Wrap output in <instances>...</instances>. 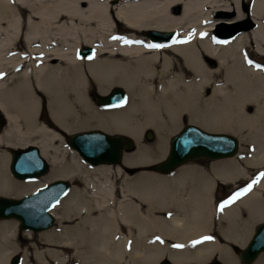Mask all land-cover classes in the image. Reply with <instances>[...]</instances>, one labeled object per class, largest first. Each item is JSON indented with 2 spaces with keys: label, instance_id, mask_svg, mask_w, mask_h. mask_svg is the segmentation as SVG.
<instances>
[{
  "label": "bare ground",
  "instance_id": "6f19581e",
  "mask_svg": "<svg viewBox=\"0 0 264 264\" xmlns=\"http://www.w3.org/2000/svg\"><path fill=\"white\" fill-rule=\"evenodd\" d=\"M221 13L220 22L248 18L250 24L218 31L212 21ZM70 20L80 27H64ZM122 25L126 32L120 36ZM169 31L174 32L170 43L162 34ZM84 44L94 52L82 59L76 50ZM251 48L264 55V0H0V195L21 196L60 178L79 177L85 185H72L63 206L59 202L65 195L50 209L60 227L38 235L60 247L40 251L35 246L38 264L70 263L68 248L81 264H157L163 257L173 264H204L212 256L241 264L233 244L243 246L254 224L264 222V127L259 121L264 119V63L250 57ZM91 83L105 95L121 86L128 101L99 108L88 96ZM252 104L260 105L255 114L249 113ZM42 106L54 128L41 121ZM185 115L206 130L241 134L246 145L237 155L217 158L209 169L185 163L169 174L147 168L130 174L129 167H148L167 152L162 143L144 144L143 130L152 127L162 137L177 130ZM90 127L128 134L137 149L123 152L121 166L87 161L90 165L75 150L67 158V147L58 144H67L61 133ZM187 136L213 150L227 145L203 140L194 131ZM29 144L39 147L49 174L16 180L10 149ZM220 182L246 184L236 185L242 193L238 198L217 205ZM55 187L30 198L35 215L25 214L26 225L47 220L40 210L49 205ZM76 219L74 225L63 224ZM20 224L17 218H0V264H11L20 237L33 240L32 229ZM258 239L264 240V231ZM82 246L93 253L78 255ZM261 254L254 264H264ZM28 257L23 253L20 264Z\"/></svg>",
  "mask_w": 264,
  "mask_h": 264
},
{
  "label": "water",
  "instance_id": "95a60500",
  "mask_svg": "<svg viewBox=\"0 0 264 264\" xmlns=\"http://www.w3.org/2000/svg\"><path fill=\"white\" fill-rule=\"evenodd\" d=\"M235 28L241 27L240 23ZM233 28L228 33L235 30ZM151 33H155L151 31ZM173 31L162 33L164 38H168L167 42L172 40ZM169 36H171L169 38ZM94 52V48L90 45L84 44L79 47L77 53L81 56H90ZM111 90V91H110ZM107 95L93 93L94 100L97 104L103 106H114L123 103L126 100V90L121 86H115L111 88ZM0 121H3V117L0 115ZM194 131L203 140L216 139L227 143L225 146L218 145L215 149H209L205 147V144H201L198 140H190L187 136L188 132ZM147 137H151L153 134L151 130L146 132ZM66 140L69 146L79 152L83 159L89 161L92 164L101 162L106 163H118L122 159L123 152L125 150L134 149L135 142L131 136L124 133H109L100 128H89L73 131L66 135ZM195 142V143H194ZM209 142V141H208ZM176 143L180 144L183 150L176 149ZM238 138L228 132L210 131L202 128L197 124L187 123L183 125L178 132L172 134L169 138V146L166 155L156 162L148 166L147 169L159 173H170L175 170L179 165L200 158L217 159L235 154L238 150ZM209 146V145H208ZM33 159L34 163H28L27 159ZM24 162V163H23ZM30 164V165H29ZM9 167L11 173L20 179L35 178L45 174L49 170V162L41 154L40 149L35 144H29L25 147L13 148L11 150V158ZM56 185L52 190V194L47 198L50 200L49 205L41 208L43 214L46 215V219L42 224H27L25 221V214L35 215L31 211L30 198L39 194L43 190H48ZM71 187V182L67 178H60L57 180L49 181L36 190L22 194L21 196H5L0 195V218H17L21 221L20 228L32 229L33 231H39L51 227L55 222L54 215L50 212V209L60 199V197L66 193ZM54 194V195H53ZM48 195V194H47ZM53 195V196H52ZM52 198V199H51ZM42 202L46 203L48 200ZM42 204V205H43ZM33 213V214H32ZM30 220H33L31 218ZM264 231V222L256 224L254 230L245 244L236 249L240 262L243 264L252 263L257 256L264 251V240L257 238ZM19 256L16 254L11 259V264H18ZM158 264H173L167 258H161ZM209 264H221L217 259L212 260Z\"/></svg>",
  "mask_w": 264,
  "mask_h": 264
},
{
  "label": "rangeland",
  "instance_id": "374dc122",
  "mask_svg": "<svg viewBox=\"0 0 264 264\" xmlns=\"http://www.w3.org/2000/svg\"><path fill=\"white\" fill-rule=\"evenodd\" d=\"M111 2L112 3H115V2H117V0H111ZM180 9H181V7H180V4L179 5H177V6H174L173 7V12L175 13V14H178L179 12H180ZM224 14V13H223ZM234 13H232V12H229L228 14H226L227 16H229L230 18H231V20L233 21H235L237 18L233 15ZM220 15H222V13L221 14H218L217 15V19H214L213 21H212V24H214L213 26L214 27H217L218 28V31L220 30V31H222V32H224V31H230V30H232L233 28H235L238 24L237 23H240V25H242V27H244V26H246L248 23L250 24V19H248V18H244V19H240V20H238V22H236V23H233V24H227V23H224V22H220L221 21V18L219 17ZM215 18H216V16H215ZM233 25V26H232ZM75 26H78V27H80V25H76V22L74 21V22H72L71 20L68 22V23H65L64 24V27H75ZM90 27V26H89ZM125 26L124 25H122L119 29H120V36H122V35H124L125 34ZM78 33V32H77ZM80 36H83V35H80ZM84 37V36H83ZM82 45H80L79 47H81ZM253 48V47H252ZM251 48V50H250V57L252 58V59H255V60H257V61H259V62H261V63H264V55H262V54H258L255 50H253ZM76 53H77V50H76ZM82 59H85L84 58V56H82L81 57ZM115 87V86H114ZM93 93H98L99 94V92H98V90H97V88H96V85L94 84V83H91L90 84V87H89V89H88V96H90V98L92 99V101L96 104V106L97 107H99V108H101V107H108V106H99V104H97L96 103V101L94 100V97H93ZM126 93H128L127 91H126ZM127 96V95H126ZM126 100L128 101V98L126 97ZM125 100V101H126ZM124 101V102H125ZM126 101V102H127ZM123 102V103H124ZM119 105V104H118ZM122 106V105H121ZM252 106V108L251 109H249V113H251V114H255L256 112H258V110H259V108H260V105L259 104H252L251 105ZM117 107H119V106H117ZM264 107V106H263ZM113 108V107H112ZM40 114L42 115V117L43 118H40L41 119V121L42 122H45V123H47L48 125H50L51 127H53L54 128V124L52 123V121H51V119L48 117L49 116V112H48V110H47V108L45 107V106H42L41 107V111H40ZM1 115V117H3V115L2 114H0ZM259 121L262 123V127H264V119H259ZM4 122V118H3V121L1 122L0 121V124H4L3 123ZM187 123H190L189 122V118H188V116L187 115H185L183 118H181L180 119V125H179V127H178V129L177 130H175L174 132H167L166 134H164V136H159V134L156 132V130L154 129V128H152V127H146L144 130H143V132H142V135H141V140H142V142L144 143V144H146V145H150V146H152V147H156L158 144H163L164 146H165V148H166V150L168 151V146H169V138H170V136L172 135V134H174V133H176L183 125H185V124H187ZM90 128H97V127H90ZM84 129H89V128H84ZM56 130L57 131H59L60 133H61V131L58 129V128H56ZM79 130H81V129H79ZM148 130H151V132H152V136L151 137H147V135H146V132L148 131ZM77 131V130H76ZM222 132H228V133H231V134H233V135H235L236 137H238V140H240L239 141V145H238V150H239V152H240V150H241V147H242V145H246V144H242V141H241V134H237V133H233V132H230V131H222ZM71 133V132H70ZM62 135H64L65 136V140H66V135L68 134H65V133H61ZM243 134H247V131H244V133ZM134 140V139H133ZM134 142H135V146H134V149L136 148L137 149V143H136V141L134 140ZM66 143H67V140H66ZM58 144H60V146H62V147H67V151H66V155H67V158H71L73 155H74V152H73V150H75L74 148H72L71 146H69V144L67 143V144H63V143H61V142H58ZM240 148V149H239ZM248 148H250V146H248ZM134 149H132V150H134ZM135 149V150H136ZM132 150H125L124 152H125V154L126 153H130V152H133ZM134 150V151H135ZM238 150H237V152H238ZM10 151H11V149H10ZM76 152H77V150H75ZM128 151V152H127ZM236 152V153H237ZM238 152V153H239ZM78 153V152H77ZM167 153V152H166ZM235 153V154H236ZM237 153V154H238ZM73 154V155H72ZM79 154V153H78ZM236 154V155H237ZM234 155V154H233ZM232 156V155H231ZM223 158H225V159H227L226 157H223ZM83 159V158H82ZM220 160H224V159H221V158H219ZM220 160H216L215 159V161L213 160V159H207V158H200V159H198V160H196V161H188V162H186L187 164H191V163H196V164H198V165H203L206 169H209V168H211V166H212V164L214 163V162H216V161H220ZM123 161V160H122ZM86 163H88L87 161H86ZM88 164H90V163H88ZM91 165V164H90ZM111 165H119V166H121V161H119L118 163H112ZM49 166H50V164H49ZM146 168H148V167H146V166H143L142 164H140V165H134V166H131V167H129L127 170H128V172L130 173V174H135V173H141V172H149V171H147V170H145ZM49 170H50V167H49ZM48 170V171H49ZM140 170H143V171H140ZM48 171L46 172V173H48ZM11 172V171H10ZM45 173V174H46ZM12 174V173H11ZM49 174V173H48ZM47 174V175H48ZM159 174V173H158ZM161 174V173H160ZM12 176L16 179V180H20L19 178H17V177H15L13 174H12ZM46 176V175H45ZM39 178H42V177H44V174L43 175H40V176H38ZM38 177H35L36 179H39ZM35 178H31L32 180H36ZM67 179H69V178H67ZM32 180H27V179H21L20 181H32ZM70 181H71V187H72V185H73V187H72V189L74 188V187H79V188H85V185H84V183L81 181V179L79 178V177H77V179H75V180H72V179H69ZM239 184H243V185H245L246 183H225V182H220L219 184H217V186H216V189H215V195H214V197H216V198H218L220 201H223V198H226L227 197V195H231L232 194V196H231V198L229 199V200H227V201H225V202H222V203H220V202H217V205H219V204H223V203H226V202H229V201H231V200H233V198L235 197V195H236V193H237V191L235 190V188H236V185H239ZM71 189V190H72ZM71 190L61 199V201L59 202V203H61L62 202V205L61 206H63V202H64V199L67 197V196H71V194H70V192H71ZM218 201V200H217ZM59 203H58V205H59ZM60 209H62V208H60ZM60 209H57V210H55V213H57V212H59V210ZM54 210V209H53ZM54 213V214H55ZM55 216H56V214H55ZM12 220H14V219H12ZM15 221V220H14ZM76 222H77V219L74 221V222H71V223H69V222H64L63 224L64 225H74V224H76ZM256 224L257 223H255L254 224V226H253V228H252V231L254 230V227L256 226ZM51 227H53V228H56V227H60V224L58 223V220H57V217H56V219H55V222H54V224L51 226ZM51 227H49V228H51ZM210 230H215L214 228H210ZM40 231V230H39ZM39 231H32V233L33 234H35L34 235V238H33V240H28L26 237H20L19 239H18V242H19V244H20V248L18 249L19 250V252H16L15 254H18L19 256H20V259H21V257H22V255H23V253H27L28 254V261H27V264H38V262H37V259L35 258V251H36V249H35V246L37 247V249L38 250H46V249H48V248H59L60 246H58V245H51V244H47V243H43L42 242V240H41V238L39 237V235H38V233H39ZM23 232V231H22ZM216 233H218L216 230L214 231V233H212L213 235H217ZM81 235H78V237H77V235H76V237H75V240H79V237H80ZM88 239H90V244H92V243H94L95 242V240H94V238H93V236L90 234V236L88 237ZM164 240H168L167 238L165 239V238H163ZM222 242L223 243H228V242H226L225 240H222ZM230 244V243H229ZM232 247V246H231ZM73 250V251H72ZM80 251L78 252V255H85V254H88V253H93V250H90V246H88V247H86V246H82L80 249H79ZM64 251V250H63ZM232 251H233V254L236 256V258H237V260L240 262V259H239V257H238V255H237V253H236V251H235V249L234 248H232ZM74 249L73 248H68V250H65L64 251V253H65V256H67V257H69L70 258V263H67V264H81V262H80V260L78 261V260H76V259H74ZM263 254H264V252H262ZM261 254V253H260ZM259 254V255H260ZM262 255V254H261ZM260 255V256H261ZM259 256V257H260ZM11 258L12 257H10V259H9V263H10V261H11ZM212 258V257H211ZM210 258V259H211ZM258 258V257H257ZM256 258V259H257ZM46 259L49 261V262H53L52 260H51V258H50V256L47 254V252H46ZM209 259V260H210ZM258 260V259H257ZM256 260V261H257ZM255 261V260H254ZM253 261V262H254ZM255 261V262H256ZM221 262H222V264H225V262H223L222 260H221ZM252 262V263H253ZM254 262V263H255ZM241 264H243L242 262H240ZM251 263V264H252ZM253 263V264H254ZM204 264H207V262H205Z\"/></svg>",
  "mask_w": 264,
  "mask_h": 264
},
{
  "label": "snow or ice",
  "instance_id": "6c2138e0",
  "mask_svg": "<svg viewBox=\"0 0 264 264\" xmlns=\"http://www.w3.org/2000/svg\"><path fill=\"white\" fill-rule=\"evenodd\" d=\"M116 38L117 37H113V39H116ZM124 42L125 43H132V41H128V40H125ZM147 46L150 47V48H152V47H163L164 45L149 44ZM89 58H91V57H89ZM262 175H264V174H262ZM254 183H255V181H254ZM247 190H251V185H249V187H248V189H246V191ZM241 194L242 193H237L236 194V197H234L233 199L238 198L239 195H241ZM229 202H231V201H229ZM205 239H211V237H205ZM196 243H199V241H197ZM176 247H182V245H176Z\"/></svg>",
  "mask_w": 264,
  "mask_h": 264
},
{
  "label": "flooded vegetation",
  "instance_id": "af4514ba",
  "mask_svg": "<svg viewBox=\"0 0 264 264\" xmlns=\"http://www.w3.org/2000/svg\"><path fill=\"white\" fill-rule=\"evenodd\" d=\"M215 199H216V202H219V199L218 198H216V197H214ZM218 200V201H217ZM173 245H176V243H172ZM234 247H235V249H237V246L236 245H234ZM214 256H212V258H213ZM211 260V259H210ZM210 260H207L206 262L208 263Z\"/></svg>",
  "mask_w": 264,
  "mask_h": 264
}]
</instances>
